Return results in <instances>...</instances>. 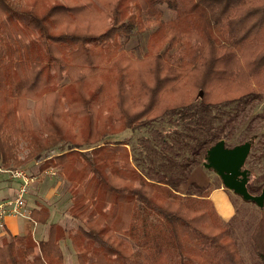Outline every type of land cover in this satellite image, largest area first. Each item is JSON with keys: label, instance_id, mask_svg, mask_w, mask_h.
<instances>
[{"label": "trees", "instance_id": "1", "mask_svg": "<svg viewBox=\"0 0 264 264\" xmlns=\"http://www.w3.org/2000/svg\"><path fill=\"white\" fill-rule=\"evenodd\" d=\"M162 7L173 16L163 19ZM92 17L104 26L71 28ZM149 27L140 60L111 44ZM65 61L83 88L75 81L58 87L62 75L50 69L62 71ZM54 90L50 124L38 103ZM263 91L264 0H0V165L22 167L65 145L37 166L65 172L67 212L79 222L74 229L50 223L38 242L31 232L9 234L0 242V264H63L59 243L66 239L77 264H244L208 194L181 195L187 177L176 181L172 170L181 165L189 174L196 154L231 138L237 112ZM28 99L42 121L36 128ZM165 120L168 127L156 133L160 148L145 143L144 154L130 153L125 139H105ZM87 146L90 152L74 150ZM180 151L187 156L178 164ZM263 187L256 178L247 186L251 194ZM49 216L47 207L29 212L33 223L47 224ZM251 240L264 260V207Z\"/></svg>", "mask_w": 264, "mask_h": 264}, {"label": "rangeland", "instance_id": "2", "mask_svg": "<svg viewBox=\"0 0 264 264\" xmlns=\"http://www.w3.org/2000/svg\"><path fill=\"white\" fill-rule=\"evenodd\" d=\"M163 9V19H169L173 16V13L166 9L165 7H162ZM81 14V13H79ZM96 17H92L88 20H85V22L77 23L71 28H78L79 30L83 31H97L101 29L104 26V19H100L99 22L97 23ZM107 24H111L110 27H112L113 23H111L109 20L106 21ZM96 24V25H94ZM86 28V29H85ZM154 29V27H149L147 28L144 32L139 33L136 31H133L130 33V36L128 39H123L122 37L115 36V38L112 40L111 44L117 45L118 47L121 48V50L124 51H129L132 50L134 51V54L136 56V59L140 60L144 53L148 50L147 48V41L149 34L151 31ZM119 60L116 62L120 66L126 65L125 61L121 62ZM141 61L137 62L134 64L135 68L139 67ZM64 64V69L66 68V71L63 69L60 71V69L57 66H53L52 69H50V73H61V78L58 87H66L72 85V81H75L77 85H74L79 88H83L84 86H79L78 84L80 82H77L75 80V77H70L68 76L67 72H70V70H73V67H70L67 69V66L71 64L70 62H63ZM118 67V66H116ZM127 66H125L124 69V74L126 77L131 78L130 71L126 69ZM101 71L100 70L97 72L99 74ZM101 77V78H100ZM108 76L105 74L103 71L99 75V79H103L107 81ZM132 79V78H131ZM133 80V79H132ZM85 85L87 83H84ZM83 84V85H84ZM89 85V84H87ZM86 85V86H87ZM138 88L135 87L134 92H137ZM57 94V90L52 91L50 96H42L41 100L39 101L38 105L39 107L42 108V113L44 115V112L49 116L50 118V124L53 123L56 115H57V109L54 106V101H55V95ZM262 95L261 97L255 99V102L249 106L248 108H243L240 111L237 112V116L234 119V125L235 129L231 131L232 137L231 138H223L225 140V145L226 146H235L242 144L241 142H246V141H251V149L248 154L250 156L251 153H253V163L249 164L248 163V156L245 160V167L250 171V181H252L254 178L258 179L262 184L264 183V91L260 92ZM27 106L31 110L30 113V120L32 121V125L34 128L38 127L41 122H39L38 118L34 114V110L36 108V103L32 99H28L26 101ZM66 110V109H65ZM237 110V109H236ZM224 109H221V112L224 113ZM227 111H233V108L227 109ZM235 111V110H234ZM221 114V113H220ZM227 118V117H226ZM87 120V119H85ZM250 126L252 131L247 130V128ZM260 126V129L256 130V127ZM168 127V123L163 122V123H157L153 122L147 127H142V128H137L135 130H125L124 132L120 134H115L108 136L105 138L106 140L113 141V140H120V139H125L128 143H130L128 146L130 148V153L136 152V151H146V148H150L152 145H156L157 147L155 148H160L158 141V138H156V133L159 130H163L164 128ZM168 130V129H167ZM243 142V143H244ZM63 143V142H60ZM145 143H150L149 144ZM199 148V147H195ZM66 146L61 144L60 146H57L54 148V150L48 151L47 153L43 152L41 157L38 159H45V158H51L53 155H56L57 152L66 150ZM91 146L90 147H84L82 149L75 148L74 150H78L79 152H90L91 151ZM133 149V150H132ZM153 149L151 148V152ZM184 151V150H182ZM199 151L198 149L194 150ZM181 152V151H180ZM26 154V150L23 145L19 146L18 148V157L23 158ZM186 156L184 152L180 153V157L177 160V163L180 164L182 159H186ZM197 156V163L201 164L204 162V156L205 152H202L200 154H196ZM195 158V156H194ZM34 159V161L38 160ZM189 160V158H188ZM33 162H26L24 166H15L14 164H10L9 166H2L0 167L3 168H23L25 169L29 174L34 176L36 180L28 187L27 195H26V203H25V208L26 210H31L34 208L35 202L40 206V207H45L48 206V210L50 213L49 216V223L47 225V236H48V226L50 222H55L60 224L64 229H74L79 222L77 220H74L68 215V208L71 205V195L70 191L68 190L69 186V180L65 177V172L60 171L58 172V168L51 169L54 172H39L38 171V166L34 164ZM189 164L193 162H188ZM172 170V177L177 179H183L184 177H187L188 180V174H185V169L182 168V166H176V168H173ZM184 170V171H183ZM190 174V173H189ZM186 175V176H185ZM208 175L212 179V183L210 184L211 188L214 186H223L221 183L220 178L212 171L209 170ZM2 181L5 182H13L15 185L19 183L18 180L10 179L8 176L6 177L5 175H2L1 177ZM182 184V183H181ZM186 185V184H184ZM224 188V187H223ZM264 188V187H263ZM209 189H207L204 194H208L209 196ZM224 192L220 193L222 194L225 198H228V204L230 209L232 208L233 210V215L230 219L224 220V222L228 225L232 238L236 242L240 255L243 259L244 264H264V260H262L259 255L257 254L256 249L254 248V245L251 240V234L252 230L255 227L256 223L258 222L261 212L263 210L262 208H258L256 204L252 202H246L243 201L239 196L235 195L233 192L227 190L224 188ZM186 193H197V190L194 188H188ZM260 193V192H259ZM257 193V194H259ZM219 194V195H220ZM5 195V194H4ZM3 195V196H4ZM255 195V194H254ZM3 196H0L3 197ZM207 196V197H208ZM36 198V199H35ZM213 199L215 200L216 204V197L213 196ZM43 202V203H42ZM50 206H49V205ZM217 211V210H216ZM20 220V219H19ZM23 224V227H21V232H31L34 229L33 232V238L36 242L41 241V240H46V239H41L39 240V231L40 226H36L35 223L32 221H29L27 219L21 220ZM39 224V223H38ZM40 225V224H39ZM9 234H6L4 237H0V242L9 237ZM60 248L62 250L63 254V259L62 263L63 264H77L76 261V256L75 253L71 247L70 241L68 239L60 241ZM37 250V249H36Z\"/></svg>", "mask_w": 264, "mask_h": 264}, {"label": "water", "instance_id": "3", "mask_svg": "<svg viewBox=\"0 0 264 264\" xmlns=\"http://www.w3.org/2000/svg\"><path fill=\"white\" fill-rule=\"evenodd\" d=\"M198 97H202V90L199 91ZM251 144L249 140L233 147H227L224 139H221L205 151L203 166L212 170L220 178L225 189L233 192L243 201L252 202L258 208H262L264 188L259 194H251L247 188L250 171L243 168Z\"/></svg>", "mask_w": 264, "mask_h": 264}, {"label": "crops", "instance_id": "4", "mask_svg": "<svg viewBox=\"0 0 264 264\" xmlns=\"http://www.w3.org/2000/svg\"><path fill=\"white\" fill-rule=\"evenodd\" d=\"M208 172H209V170L203 166V163L195 165L193 167V169L190 171V174H188L189 175L188 180H186V182H184L178 186L177 192L180 193L181 195H184V194H186V191L189 187L194 188V187H192V185H195L198 188V190L196 189L197 192L200 191L201 189H202V192H205L207 189H209L208 190L209 191L208 198L214 204V207L217 210L220 217L223 220H228L232 217L233 210H232V208L230 209V207H229L228 198H225L222 194H220V193L224 192L225 190H224L223 186H221V185L214 186L213 188H211L210 184L212 183V179L208 175ZM2 175H5V174H1L0 177ZM5 176L7 177V175H5ZM184 184H186V185H184ZM18 186H19V183L17 185H15L13 182H5V181H2L0 178V196H3L5 194L3 197L0 198V201L14 197V195L17 192ZM192 194H195V193H192ZM213 196L216 197L217 204H216L215 200L213 199ZM35 205L36 206L34 208L40 207V206H38L39 203L37 204L35 202ZM46 207L48 208V206H46ZM26 211L30 212V210H26ZM21 220H22V218H17V217H12V216L5 217L3 220V227H0V237H4L6 234H25V233H27V232H25V233L21 232V227H23V224L20 223ZM23 220H25V218H23ZM27 220L31 221L30 219H27ZM48 223H49V220H48ZM48 223L47 224H40V225L38 223H35L36 226H40V229H38V231H39L38 233L40 236L39 240L47 238V225H48ZM50 223H53V222H50ZM33 232H34V229L32 231V234H33Z\"/></svg>", "mask_w": 264, "mask_h": 264}, {"label": "built area", "instance_id": "5", "mask_svg": "<svg viewBox=\"0 0 264 264\" xmlns=\"http://www.w3.org/2000/svg\"><path fill=\"white\" fill-rule=\"evenodd\" d=\"M40 162L41 159H38L34 164L37 165ZM48 171L50 173L54 172L51 169ZM1 174L7 175L10 179L18 180L19 186L14 197L0 201V227H3V220L7 216L30 219L29 212L25 209V201L28 193L27 189L36 178L23 168L9 169L0 167V175Z\"/></svg>", "mask_w": 264, "mask_h": 264}, {"label": "flooded vegetation", "instance_id": "6", "mask_svg": "<svg viewBox=\"0 0 264 264\" xmlns=\"http://www.w3.org/2000/svg\"><path fill=\"white\" fill-rule=\"evenodd\" d=\"M227 147H228V146H227ZM229 147H230V146H229ZM243 168H246V167H245V165H244V167H243ZM243 168H242V169H243ZM250 180H251V179H250V175H249V179H248V184H247V186H248V185H249V183L251 182Z\"/></svg>", "mask_w": 264, "mask_h": 264}]
</instances>
